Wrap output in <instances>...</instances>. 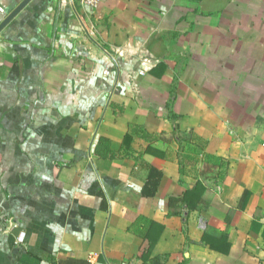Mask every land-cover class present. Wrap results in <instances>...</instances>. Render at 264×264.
Returning a JSON list of instances; mask_svg holds the SVG:
<instances>
[{"label":"crops","instance_id":"0c3cea01","mask_svg":"<svg viewBox=\"0 0 264 264\" xmlns=\"http://www.w3.org/2000/svg\"><path fill=\"white\" fill-rule=\"evenodd\" d=\"M0 264H264V0L29 1L0 32Z\"/></svg>","mask_w":264,"mask_h":264},{"label":"water","instance_id":"95a60500","mask_svg":"<svg viewBox=\"0 0 264 264\" xmlns=\"http://www.w3.org/2000/svg\"><path fill=\"white\" fill-rule=\"evenodd\" d=\"M31 0H22L0 23V32Z\"/></svg>","mask_w":264,"mask_h":264},{"label":"built area","instance_id":"2783aa9c","mask_svg":"<svg viewBox=\"0 0 264 264\" xmlns=\"http://www.w3.org/2000/svg\"><path fill=\"white\" fill-rule=\"evenodd\" d=\"M79 4L85 5V6H92L95 7L98 5L99 0H77ZM14 222L10 219H8V226L13 225Z\"/></svg>","mask_w":264,"mask_h":264}]
</instances>
